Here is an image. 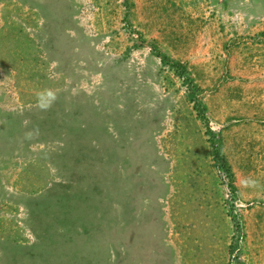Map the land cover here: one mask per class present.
<instances>
[{"label": "rangeland", "instance_id": "rangeland-1", "mask_svg": "<svg viewBox=\"0 0 264 264\" xmlns=\"http://www.w3.org/2000/svg\"><path fill=\"white\" fill-rule=\"evenodd\" d=\"M0 264H264V0H0Z\"/></svg>", "mask_w": 264, "mask_h": 264}, {"label": "clouds", "instance_id": "clouds-1", "mask_svg": "<svg viewBox=\"0 0 264 264\" xmlns=\"http://www.w3.org/2000/svg\"><path fill=\"white\" fill-rule=\"evenodd\" d=\"M54 101L55 94L49 89L42 90L37 94V103L42 110H47Z\"/></svg>", "mask_w": 264, "mask_h": 264}, {"label": "trees", "instance_id": "trees-1", "mask_svg": "<svg viewBox=\"0 0 264 264\" xmlns=\"http://www.w3.org/2000/svg\"><path fill=\"white\" fill-rule=\"evenodd\" d=\"M159 53H161V52H159ZM162 59H163L166 63H168V64H170L171 66H173L174 69L177 71V74H178V75H181V76H183V77H187V76L189 75L188 70H186V68H185L182 64L177 63V62H174V64H173V63L171 62V60H169V58H168L167 56H162ZM200 113H201V115H202V118L206 119V116L203 114V112L200 111Z\"/></svg>", "mask_w": 264, "mask_h": 264}]
</instances>
